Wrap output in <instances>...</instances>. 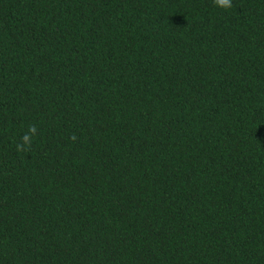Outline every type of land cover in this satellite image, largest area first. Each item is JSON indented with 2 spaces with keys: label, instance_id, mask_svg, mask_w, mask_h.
<instances>
[{
  "label": "trees",
  "instance_id": "1",
  "mask_svg": "<svg viewBox=\"0 0 264 264\" xmlns=\"http://www.w3.org/2000/svg\"><path fill=\"white\" fill-rule=\"evenodd\" d=\"M0 264H264V0H0Z\"/></svg>",
  "mask_w": 264,
  "mask_h": 264
},
{
  "label": "clouds",
  "instance_id": "2",
  "mask_svg": "<svg viewBox=\"0 0 264 264\" xmlns=\"http://www.w3.org/2000/svg\"><path fill=\"white\" fill-rule=\"evenodd\" d=\"M213 4L221 9L228 10L233 7V0H213ZM38 135V127L35 124H30L24 134L20 137L19 142L16 143V150L18 152H28L31 149L33 138ZM70 139L75 140L76 136L73 134Z\"/></svg>",
  "mask_w": 264,
  "mask_h": 264
}]
</instances>
